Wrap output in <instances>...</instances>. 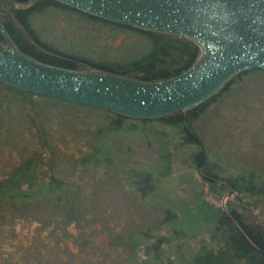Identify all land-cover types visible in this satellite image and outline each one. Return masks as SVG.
<instances>
[{
	"label": "trees",
	"instance_id": "obj_1",
	"mask_svg": "<svg viewBox=\"0 0 264 264\" xmlns=\"http://www.w3.org/2000/svg\"><path fill=\"white\" fill-rule=\"evenodd\" d=\"M0 21L13 44L38 62L68 70L107 72L148 83L169 80L184 73L200 53L195 44L184 38L118 26L54 0H0ZM60 23L64 24L61 29L58 28ZM119 37L126 38L125 42L115 47L114 42ZM98 45L100 50H95ZM254 73L260 72L252 70L239 75L224 91L195 110L148 122L127 120L101 110L18 92L0 84V136L3 129L11 132L12 125L16 124L17 118L11 108L18 104L17 117L23 123L27 121L22 126L32 129L37 139L36 148L28 154L24 146L12 153L5 152L10 146V136L21 133L19 131L3 135L7 144H0L2 156L20 155L18 163L8 164L0 171V264H264V181L257 182L254 173L244 172L221 184L208 182L220 200L227 194L228 201L214 208L198 199L195 215L189 210L183 212L192 220H173L177 226L187 228L196 227L198 219L203 220L210 239L208 244L198 241L195 251L185 257L176 254L175 258L161 249L163 242L166 244L168 240L162 242L161 238H155L144 248V259L139 260L140 235L144 240L152 237L140 232L128 243L129 252H122L125 248L117 242L118 235L112 238L106 235V242L113 240L112 245L96 246L97 238L92 239L93 233L87 231L91 225L86 223L92 221L87 216H97L103 210L95 207L94 196L84 193L86 188L78 184L79 180H84V173L108 164L111 148L102 143L110 134L123 129L136 134L147 128L152 132L155 125L171 128L170 151L160 155L163 164L170 162V153H179L186 146L194 145L201 152L195 142V139L200 140L191 127L193 122L230 85ZM67 108L76 110L77 116L102 114L108 122L94 133L89 143L90 152L74 161L72 169L79 173L78 181L55 177L57 151L51 146V137L44 125L46 109L63 113ZM192 157L195 159L196 155ZM202 161L205 165L198 168L200 173L207 171L206 160ZM157 173L156 176L165 177L169 167L166 165ZM153 175L133 171L132 175L128 174L127 181L138 192L148 186L143 194L150 195ZM81 222L86 226L80 227ZM177 231L172 238L179 240L181 231ZM126 253L128 256L124 255Z\"/></svg>",
	"mask_w": 264,
	"mask_h": 264
},
{
	"label": "rangeland",
	"instance_id": "obj_2",
	"mask_svg": "<svg viewBox=\"0 0 264 264\" xmlns=\"http://www.w3.org/2000/svg\"><path fill=\"white\" fill-rule=\"evenodd\" d=\"M49 21L52 22L54 19ZM62 26L64 24L60 23L58 28L61 29ZM125 39L119 37L114 46H119ZM97 47L95 50H100L101 46ZM38 104L37 102L35 105ZM17 107L18 104H15L11 108L15 112L13 116L17 118L16 124L12 125V128L10 126L11 132L2 130L0 144H7L4 136H8L14 130L19 131L21 133L14 137L10 136L8 143L10 146L5 152L12 153L24 146L28 154L36 148L37 139L32 129L23 127L27 121L23 123L20 117H17ZM56 109L54 111L46 109L43 113L44 125L51 137L50 144L57 151V168L54 175L59 180L78 181L80 175L72 169L74 161L90 152L89 143L94 133L108 122L104 121L102 114H90L86 111L88 114L77 116L76 110L67 108L64 109L65 112L60 113ZM191 127L200 140L203 160H206L205 172L221 179V183L244 172L254 173L257 182L264 181L263 73L242 77L240 81L230 85L216 101L202 110ZM172 137L171 128L155 125L152 132H149L148 128L143 133L136 134H129L125 129L114 132L102 143L111 148L108 164L84 173V180L78 181L82 188H86L83 189L84 193L90 192L94 196L95 207L103 210L97 216L90 214L87 216L92 220L86 223L91 225L87 231L89 234L93 233L92 239L97 238L96 246H102L104 243L112 245L113 240L106 242V235L110 238L118 235L120 240L117 242L124 245L125 249L122 252L125 253L129 252L128 243L134 234L139 232L150 234L152 236L150 240H144L139 234L141 246L137 258L143 260L144 248L149 247L155 238H161L162 242L168 240L166 244L163 242L161 249L170 253L173 258L176 254L185 257L195 251L198 241L209 243L208 227L204 226L203 220L198 219L196 227L188 228L177 226L173 220L181 221L184 218L192 220L190 215H184L183 212L189 210L195 215L194 206L198 199L211 204L214 208L221 207L228 201L227 194L220 200L208 183L211 177L207 175L206 180L202 179L203 173L199 172L198 167L205 164L199 162L201 152L194 145L186 146L179 153L169 152L170 162L167 164L160 162V155H164L162 154L164 151H170L168 143L173 141ZM14 154L2 156L0 153V171L8 164L18 163L20 155ZM192 155H196V158L192 159ZM46 156L48 158V154ZM166 165L169 167L168 175L156 176L155 174L158 175L157 172H161L162 167ZM133 171L154 174L150 195L143 194L148 186H144L142 192H138L127 181L128 174L132 175ZM86 184L88 186H85ZM255 212L257 214L258 211ZM80 225L86 226L83 222ZM177 230L182 232L179 240L172 238ZM124 255L128 256V253Z\"/></svg>",
	"mask_w": 264,
	"mask_h": 264
},
{
	"label": "water",
	"instance_id": "obj_3",
	"mask_svg": "<svg viewBox=\"0 0 264 264\" xmlns=\"http://www.w3.org/2000/svg\"><path fill=\"white\" fill-rule=\"evenodd\" d=\"M54 1L118 26L184 38L198 47L199 57L184 73L152 83L68 70L23 54L0 21L1 85L148 122L195 110L243 73L264 74V0Z\"/></svg>",
	"mask_w": 264,
	"mask_h": 264
},
{
	"label": "flooded vegetation",
	"instance_id": "obj_4",
	"mask_svg": "<svg viewBox=\"0 0 264 264\" xmlns=\"http://www.w3.org/2000/svg\"><path fill=\"white\" fill-rule=\"evenodd\" d=\"M185 132L189 133V131H187V130H185ZM195 142H196L197 146L201 145L200 142L197 141L196 139H195ZM202 159H203V152L201 150V155L199 156V162L200 163L203 162ZM200 167H198V168H200ZM207 175L211 177V179H208V180L213 181V182H218L219 184H221V181H222L221 179H218L217 177H215V176H213V175H211V174H209L207 172H203L202 177L205 178V180H206L207 179Z\"/></svg>",
	"mask_w": 264,
	"mask_h": 264
}]
</instances>
